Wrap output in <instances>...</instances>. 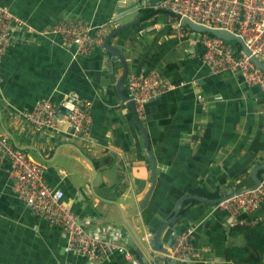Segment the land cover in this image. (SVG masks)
<instances>
[{
  "label": "crops",
  "instance_id": "obj_1",
  "mask_svg": "<svg viewBox=\"0 0 264 264\" xmlns=\"http://www.w3.org/2000/svg\"><path fill=\"white\" fill-rule=\"evenodd\" d=\"M162 1L0 0V6L34 30H17L0 59V135L44 167L46 182L64 193V203L88 231L109 233L106 228L112 226L130 250L127 234L132 238L149 264H183L145 252L116 204L127 219L138 213L135 231L153 234L187 195L215 199L233 188L254 185L250 172L264 164V93L238 72L213 73L204 61V46L171 29L168 13L160 8ZM124 6H140L141 21L112 40L127 61L128 77L157 72L176 87L151 100L146 120L140 121L157 162V183L143 209L138 205L151 185V164L131 109L117 93L122 63L107 49L79 55L58 35L39 33L63 19L94 27L113 21L117 28ZM146 12L154 14L142 21ZM73 98L91 106L87 139L36 131L22 117L38 101L63 107ZM8 168L7 162L0 166V264H95L67 251L63 230L36 217L17 197ZM189 202L194 203L161 241L166 244L176 230L195 228V248L204 262L184 264H233L227 260V248L239 241L229 236V215L217 205ZM255 218L264 219V200ZM259 239L264 246V224ZM96 264L128 263L114 252Z\"/></svg>",
  "mask_w": 264,
  "mask_h": 264
},
{
  "label": "built area",
  "instance_id": "obj_2",
  "mask_svg": "<svg viewBox=\"0 0 264 264\" xmlns=\"http://www.w3.org/2000/svg\"><path fill=\"white\" fill-rule=\"evenodd\" d=\"M160 8L168 13L171 29L178 37L204 46L203 58L213 73L238 72L246 83L258 86L264 93V72L242 50L236 51L230 43L220 38L199 34L181 25V19L188 18L209 28L234 33L243 38L252 54L264 63V0H163ZM115 28L113 21L94 27L63 19L39 33L58 35L66 45L75 47L77 54L86 56L95 49L105 50L107 37ZM20 29L34 31L7 7L0 6V59L13 43L15 32ZM175 88L157 72L147 76L131 75L126 82L127 96L134 103L141 122L146 120L147 104ZM220 99L218 97L216 100ZM71 101L68 115L62 114L61 107L52 101L41 100L32 111L22 113V117L36 131L87 139L92 123L91 106L77 98ZM63 105L67 106L66 101ZM4 162L9 165L14 193L36 217L63 230L67 251L95 264L104 262L114 252L122 254L128 264H142L124 244L123 235L118 229L108 226L106 229L109 233L104 230L88 231L81 218L64 203V193L46 182L44 167L14 146L6 136L0 135V166ZM263 200L264 186L261 185L255 191L219 203L217 207L229 215V228L253 227L263 221L255 218ZM195 231V228H188L178 232L169 250V259L183 264L204 262L195 248Z\"/></svg>",
  "mask_w": 264,
  "mask_h": 264
},
{
  "label": "water",
  "instance_id": "obj_3",
  "mask_svg": "<svg viewBox=\"0 0 264 264\" xmlns=\"http://www.w3.org/2000/svg\"><path fill=\"white\" fill-rule=\"evenodd\" d=\"M121 8H125V9H123L121 12L118 13L119 16L117 17L118 18L117 23L119 24V27H117L107 37V40L105 43V48L114 56L113 59L119 60L124 67L123 74L117 82V86H116L117 93H118L122 103H124L125 106H127L128 108L131 109L133 121L136 124L138 130L140 131L141 135L143 136V145H144V151H145L146 157H147L149 163L151 164V171H152L151 172V179H150L151 185H150V188L145 195L144 201L142 202V204L138 205L139 209H143L147 206V204L151 198V195L155 189L156 183H157V162H156L155 157L152 155V153L150 151L148 131H147L146 127L137 118L134 103L130 100V98L124 92V87L126 86L127 78L129 75V67H128L127 61L124 58L121 51L117 47L113 46V44H112V40L118 34L123 32L124 30H127V29L133 30V29L137 28V26H139V24L141 23V21L138 19V15H139L138 9L140 8V6L129 7V8H128V6H124ZM128 20H130V21L125 23ZM181 25L184 27H188L193 32H196L199 34H210V35L215 36L217 38H220V39H222L228 43L238 44L241 47L243 54L245 56L249 57L250 60L256 65V67L264 72V63L260 59H258L255 55L252 54L251 50L248 48V46L246 45L243 38H241L240 36H237L236 34L231 33L227 30L213 29V28L206 27L204 25L197 24L188 18H182L181 19ZM66 105L67 106L72 105V101L70 99L66 100ZM61 109L62 110L66 109V115H68L70 112V110L67 108L61 107ZM91 165L94 169L95 174L97 175V171H96L92 162H91ZM250 177H251L254 185H252L251 187H247V188H240V189L233 188L219 198L208 199V198L197 196V195H187V196L181 198L178 201V203L176 204L174 213L170 217V219L168 221H166L165 223H163L159 227V229H157V231L153 234H149V232H147L146 230L142 233H140V231H135L134 224H135L136 219L138 218V213L134 212L135 213L134 216L130 219L129 218L127 219V217H125L126 213L123 210V208H121V206H119L117 204H116V206L119 208V210L121 212V216H122L124 223L128 227H130V229L133 232L136 240L138 241V243L141 245V247L143 248V250L145 252H147V250H150V252H156V253L162 254V260H164V261L165 260L173 261V260L168 258V254H169L170 248L173 245L174 239L177 236L179 231L176 230L173 237H171V239H169V241L166 244L161 240H162L163 233L167 229L173 228L174 224L176 223V221L181 216L182 210L184 208V204L186 202H189V201H195V202H199V203H204L206 205H217L219 203H222V202H225L229 199H232L236 196H240L242 194L255 191L263 183L264 164L260 165L258 167H255L250 172ZM127 240H128V244L131 246L135 256L141 260L142 264H149V261L146 259L143 252L139 249V247L137 245H135L134 241L132 240V238L128 234H127ZM149 257H150V255H149ZM150 259H152V258L150 257ZM173 262L175 263V261H173Z\"/></svg>",
  "mask_w": 264,
  "mask_h": 264
},
{
  "label": "trees",
  "instance_id": "obj_4",
  "mask_svg": "<svg viewBox=\"0 0 264 264\" xmlns=\"http://www.w3.org/2000/svg\"><path fill=\"white\" fill-rule=\"evenodd\" d=\"M154 13L146 12L142 21L152 17ZM212 36V35H210ZM236 51H240L241 47L236 43H230ZM194 202H186L182 213ZM263 222V223H262ZM261 225L264 224V219ZM260 223L253 227L237 226L230 229L229 236L235 237L236 244H230L227 248V260L233 264H264V246L259 239Z\"/></svg>",
  "mask_w": 264,
  "mask_h": 264
}]
</instances>
